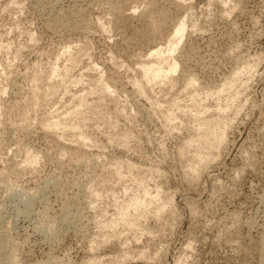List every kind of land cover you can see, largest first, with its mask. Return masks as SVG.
Segmentation results:
<instances>
[{
  "label": "rangeland",
  "instance_id": "rangeland-1",
  "mask_svg": "<svg viewBox=\"0 0 264 264\" xmlns=\"http://www.w3.org/2000/svg\"><path fill=\"white\" fill-rule=\"evenodd\" d=\"M183 19L174 83L150 88L140 63ZM0 42V264H264V0H0ZM63 46L76 65L48 83ZM88 86L82 132L47 130ZM211 125L224 140L195 173ZM143 184L156 200L124 225Z\"/></svg>",
  "mask_w": 264,
  "mask_h": 264
},
{
  "label": "bare ground",
  "instance_id": "bare-ground-1",
  "mask_svg": "<svg viewBox=\"0 0 264 264\" xmlns=\"http://www.w3.org/2000/svg\"><path fill=\"white\" fill-rule=\"evenodd\" d=\"M224 2V1H223ZM20 4V3H19ZM11 5V4H10ZM16 5V4H15ZM18 6V5H17ZM5 9V8H4ZM153 20V19H152ZM98 22V21H97ZM103 23V22H102ZM69 24V23H68ZM98 24H99V22H98ZM100 24H101V22H100ZM17 25V24H16ZM105 27V26H104ZM108 28V27H107ZM159 28V27H158ZM102 29H103V26H102ZM104 30V29H103ZM106 30V29H105ZM185 30H186V24H185V22H184V19L183 20H181V21H179L175 26H174V29H173V31H172V33H171V37H170V39L168 40V45L165 47V48H161V47H159V48H156V49H153L152 51H150V53H149V55H148V59H146V60H144L142 63H140L141 65L139 66V69H140V71H141V74H142V76H143V78H144V81L146 82V83H149L150 84V88H153V87H155L156 86V84L157 83H159V82H164V81H167V82H169L170 83V85H173V83H174V78L173 77H170V75L171 74H174L176 71H177V69H178V63L176 62V60H175V58L173 57V52L175 51V49H176V47H177V45L181 42V40H182V38L184 37V33H185ZM30 34V33H29ZM30 37H31V39H33V34L31 33L30 34ZM33 41V40H32ZM1 43H3V42H0V44ZM7 44V43H6ZM8 45V44H7ZM10 45V44H9ZM7 46V47H10V46ZM30 45V44H29ZM1 47H3L2 46V44L0 45ZM0 47V48H1ZM4 47H6V45H4ZM72 47H70V46H63V49L61 50L62 52H60V55H59V57H61L62 56V59L64 58V59H66L65 61H66V63H63L64 65H63V67H62V69H60L61 67L59 66V64L57 63L58 62V60H59V57L57 56V58L51 63V64H49L50 65V75H49V77H48V79H49V81H48V83L50 82V80L52 79L53 80V78L55 77V76H58V77H60V79L62 80V82H64V81H67L65 78L66 77H69V76H66L67 74V72L69 71V68L71 67V66H73V65H76L75 64V57H73L74 55H71V51H72V49H71ZM4 49H6V48H4ZM9 50H10V48H8ZM7 53V52H6ZM73 53V52H72ZM15 58V57H14ZM16 59V58H15ZM14 60V59H13ZM76 60H77V57H76ZM11 62V61H10ZM68 62V63H67ZM7 63V62H6ZM77 63V62H76ZM2 64V63H1ZM11 65V64H10ZM92 66H93V68H95L96 70L98 69L101 73H102V70L101 69H99L98 67H96L97 65L96 64H92ZM249 66V65H248ZM2 67V66H1ZM46 67V66H45ZM90 67V66H89ZM251 67V66H250ZM250 67H249V69H250ZM242 69V68H241ZM70 70H71V68H70ZM97 70V71H98ZM245 71V70H244ZM250 71V70H249ZM241 72H242V70H241ZM101 73H99L100 74V76H98V77H101L102 76V74ZM243 73V72H242ZM241 73V74H242ZM98 74V75H99ZM250 74V73H249ZM96 75V74H95ZM39 76V75H38ZM36 74H34L33 76H31V78H32V80H36L37 81V77H38ZM70 78V77H69ZM77 78L78 79H74V77H73V79H70V80H68L70 83L71 82H76L77 84L79 83V82H81V78L82 77H80L79 78V76H77ZM158 78H160V80H157ZM81 79V80H80ZM192 79V78H191ZM191 79H189L190 81H188V85H190L189 87H191V83H192V80ZM234 79V78H233ZM40 80V79H39ZM78 80H80L79 82H77ZM231 80V79H230ZM42 81V80H41ZM45 81V80H44ZM99 81V80H98ZM228 81V80H227ZM35 82V81H34ZM68 82V83H69ZM232 82V81H231ZM231 82H228V83H231ZM61 83V82H60ZM67 83V82H66ZM67 83V84H68ZM76 83H74V84H76ZM100 83V82H99ZM169 83H167V84H169ZM232 83H234V82H232ZM61 84H64V83H61ZM73 84V83H72ZM73 84V85H74ZM134 84H136L138 87H137V89H141V86L139 85V84H137V82L136 83H134ZM161 84V83H160ZM187 84V83H186ZM158 85V84H157ZM166 85V84H165ZM193 85V84H192ZM224 85H229V84H224ZM1 86V85H0ZM46 87H47V85H45ZM229 86H232V84L231 85H229ZM2 87V86H1ZM38 87V86H37ZM46 87H45V90H46V92H47V90L49 89H46ZM88 87H90V89H88V90H82L81 91V93L82 92H84V93H82L81 95H79L78 97L76 96V98L78 99V103L76 104V106H74V107H70V108H68L66 111H63V112H65V113H63L62 115H64V118H65V121L67 120L66 118H67V116L68 117H70L71 118V120H72V122H71V120H68L69 122H71V123H66L65 121H61V120H59V119H57L58 117H60L61 118V114L60 115H57V118L55 119L54 117H56L55 115H53L51 118H50V116H51V114L49 115V117H48V119H46V121L44 122V127L47 129V130H49V131H53V132H55L57 129H72L73 128V130L72 131H74L75 129H76V131H77V129H79V130H81L80 128H79V124H80V121L82 122V120H81V114L82 113H84V109H82L83 107H85L86 105H87V103L90 101H86V100H88V98L86 99L85 98V95L87 94V92L89 93L90 91H92L93 89H91V86H88ZM223 87V86H222ZM226 87V86H225ZM32 88V87H31ZM51 88V87H50ZM112 87H110L109 85H108V83H103L102 85H101V88L99 87V89L103 92V93H107V94H109V96H111L110 95V93H112V95H114L113 94V92H112V89H111ZM188 88V86L186 87V89ZM226 88H228V87H226ZM189 89V88H188ZM224 90H225V88H223ZM50 90V89H49ZM52 90V89H51ZM64 90V89H63ZM223 90V91H224ZM42 92V91H41ZM45 92V93H46ZM54 92V91H53ZM65 92V91H64ZM65 93H67V92H65ZM102 93V94H103ZM63 94V93H62ZM92 93L90 92V95H91ZM1 95V94H0ZM88 95V94H87ZM35 96H36V94H35ZM101 96H104V95H101ZM233 96V95H232ZM231 96V97H232ZM88 97V96H87ZM230 97V96H229ZM115 98V97H114ZM231 99V98H230ZM37 101V100H36ZM228 103L230 102V101H228V100H226ZM225 101V102H226ZM38 102V101H37ZM91 102V101H90ZM89 102V103H90ZM94 102V101H93ZM88 103V104H89ZM105 103V102H104ZM224 103V102H223ZM228 103H227V105L225 104V107L226 106H229L228 105ZM3 104V103H2ZM158 105H159V103H157ZM38 105H40V104H38ZM83 105H85V106H83ZM22 106V105H21ZM162 106V105H161ZM164 106V105H163ZM162 106V107H163ZM37 107V106H36ZM82 107V108H81ZM87 107H89V105L87 106ZM161 107V108H162ZM222 107H223V105L222 106H219L218 105V108L216 109L217 111H218V115H217V119H215L216 121H214V123L217 125V124H220V123H222V121L224 120L223 119V116L220 114V112L219 111H221V109H222ZM91 108V107H90ZM164 108V107H163ZM22 109V108H21ZM79 109H82L83 110V112L81 113V111L82 110H79ZM165 109V108H164ZM227 109V108H226ZM4 110V109H3ZM85 110H87L88 111V109H85ZM167 110H169V109H167ZM166 110V112H167V116H165V117H168L166 120H171L172 118L171 117H173L172 115L170 116L169 114H170V110L169 111H167ZM224 110H225V108H224ZM11 111V110H10ZM50 112V111H49ZM169 112V113H168ZM42 113V112H41ZM164 114V113H163ZM27 115V114H26ZM25 115V116H26ZM47 116V115H46ZM84 116V115H83ZM23 118V117H22ZM64 118H62V119H64ZM174 118V117H173ZM224 118H225V116H224ZM25 121V120H24ZM84 121H85V119H84ZM212 121V122H213ZM225 121V120H224ZM223 121V122H224ZM168 122V121H167ZM169 122H171V121H169ZM168 122V123H169ZM173 122V121H172ZM226 122V121H225ZM30 123V122H29ZM171 124V123H170ZM169 124V125H170ZM210 124V123H209ZM225 124V123H224ZM223 124V125H224ZM22 125V124H21ZM213 125V124H212ZM212 125H211V127L210 128H202L203 129V131L199 134V136H200V138L197 140V144H196V142H195V144H196V146L195 147H197V149H199V147L201 148V150L203 149V152L205 151V154H203V156H202V154L201 155H199L200 153H201V150L199 149V153L197 154V153H195V154H197V155H194L197 159H196V161H195V169L194 168H191V169H194V171L197 169L198 170V173L206 166V164L209 162V161H211V159L213 158V150L215 149L216 150V148L217 149H219V147H220V145L222 144V142H223V140H224V132L221 130H216L215 129V127L214 128H212ZM13 126H15V125H13ZM27 127V126H26ZM68 127H70V128H68ZM84 127V126H83ZM19 128V127H18ZM98 128V127H97ZM201 128H199L198 130H200ZM201 129V130H202ZM78 130V131H79ZM66 131V130H65ZM57 133H59V131L57 130L56 131ZM81 132H82V130H81ZM80 132V133H81ZM60 133H61V131H60ZM55 134V133H54ZM61 134H63V133H61ZM71 134V133H70ZM88 134V133H87ZM86 134V135H87ZM79 135L80 134H78V137H79ZM83 137L81 138V139H83L84 141H89V143H90V141L91 140H89L90 138H88V137H90V135L87 137V136H85V133H83V134H81ZM125 136V135H124ZM81 137V136H80ZM80 137H79V141L81 140L80 139ZM117 137V136H116ZM115 137V138H116ZM121 138H123V137H121ZM88 139V140H87ZM126 138H123V139H121V140H125ZM78 141V140H77ZM120 141V140H119ZM190 141V140H189ZM193 141H196V140H194L193 139ZM76 142V141H75ZM81 142H83V141H81ZM122 143H124V141H122ZM80 144H83V143H80ZM86 144V143H85ZM84 144V145H85ZM88 145V144H87ZM91 145V144H90ZM188 145H190L191 146V142H188ZM193 145V144H192ZM216 152V151H215ZM214 152V153H215ZM29 153V152H28ZM78 153V152H77ZM220 153V152H219ZM34 155V154H33ZM32 155V157H31V155L29 154V156L31 157L30 159H27V157H29L28 155H27V157H26V160L28 161V163L30 162V163H34L35 162V156H33ZM193 155V154H192ZM198 155H199V157H198ZM216 155V154H215ZM215 158V157H214ZM192 160H194V159H192ZM191 160V161H192ZM90 161V160H89ZM212 162V161H211ZM32 165V164H31ZM191 165V164H190ZM193 166V165H192ZM115 167H117V166H115ZM118 167H120L121 168V165L119 166L118 165ZM127 167V166H126ZM194 167V166H193ZM120 168H117V169H119L120 170ZM130 167H128V169H129ZM134 168V167H133ZM115 169V168H114ZM122 169V168H121ZM206 169V168H205ZM118 170V172H120ZM133 170V169H132ZM140 170V169H139ZM197 170L195 171V173L197 172ZM117 171V170H116ZM130 171V170H129ZM123 172V171H122ZM127 172H128V170H127ZM143 172V171H142ZM117 173V172H116ZM115 173V174H116ZM135 173V172H134ZM150 173H151V171H150ZM194 173V172H193ZM201 173V172H200ZM199 173V174H200ZM118 174H120V173H118ZM122 174V173H121ZM124 174V173H123ZM131 174V173H130ZM198 174V175H199ZM126 175V174H125ZM125 175H122V177H125ZM132 175V174H131ZM146 175V174H145ZM156 175V174H155ZM197 175V174H196ZM127 176H128V174H127ZM126 176V177H127ZM151 176H153L152 174H151ZM122 177H120V178H122ZM125 177V178H126ZM141 177H143V176H141ZM141 177H140V179H141ZM146 177H147V175H146ZM120 178H118V179H120ZM129 178V180H131L132 181V179H134L135 177L134 176H129L128 177ZM127 179V178H126ZM137 178H135V180H136ZM146 179H148V178H146ZM151 179V178H150ZM152 180V179H151ZM122 181V180H121ZM130 182V181H129ZM133 182V181H132ZM131 182V183H132ZM137 182V181H136ZM136 182H134V183H136ZM144 182V180L142 181V183ZM139 184H141L140 183V180H139V182H138ZM152 183V182H151ZM154 184V183H153ZM124 185H125V180H124ZM131 185H133V183L131 184ZM142 185V184H141ZM145 184H143V186H144ZM154 185H156V184H154ZM143 186H141V188H139V189H144L143 191H144V197H142V200L141 199H139V197L137 198V196H134L132 199H130L129 200V203L124 207L125 209H122L123 211H121V215H120V218H119V221L120 222H122V224H124V225H132L131 224V222L132 221H130L131 220V216H130V210L129 211H127V209H129V207H130V209L132 208L131 206H133V208H136V210H139L138 208H137V206H138V204L139 203H144L143 205H145V204H147V202H153V201H155L156 200V197L155 198H153V196L154 195H156V193L151 197V194L154 192L153 191V188L152 187H150L149 185H145V187H143ZM123 187V186H122ZM143 187V188H142ZM129 188H131V187H129ZM157 187H155V189H156ZM158 189V188H157ZM91 190V189H90ZM124 190V189H123ZM128 189H126V186H125V191H127ZM96 191V190H95ZM124 191V192H125ZM158 190H156V192H157ZM92 193V192H91ZM158 193V192H157ZM105 195V194H104ZM107 195V194H106ZM157 196V195H156ZM148 197H150V199H155V200H151L150 201V199L148 200V201H146V199H148ZM157 203L159 202L160 203V201H156ZM167 202V201H166ZM140 204V205H141ZM149 204V203H148ZM147 204V205H148ZM168 203H161V204H156V205H158V210H157V212H156V214L158 215L159 213H161L162 211H164L163 209L166 207L167 208V205ZM150 205V204H149ZM142 207V206H141ZM143 207H145V206H143ZM122 208V207H121ZM146 208V207H145ZM165 208V209H166ZM143 209V208H142ZM147 209V208H146ZM157 209V208H156ZM141 210V209H140ZM162 210V211H161ZM134 211H135V209H134ZM148 211V210H147ZM136 212H138V211H136ZM144 212V211H143ZM150 212V211H149ZM131 214H132V212H131ZM135 214V213H134ZM133 214V215H134ZM137 216V215H136ZM154 216V215H153ZM133 217V216H132ZM116 223V222H115ZM103 226V225H102ZM120 226V225H119ZM123 226V225H122ZM109 237V236H108ZM264 242V241H263ZM264 244V243H263ZM262 244V245H263ZM7 247V246H6ZM263 247V248H262ZM261 247V251H260V253L262 252H264V245ZM3 248V247H2ZM262 256H263V254H262ZM263 258H264V256H263ZM263 260V259H262Z\"/></svg>",
  "mask_w": 264,
  "mask_h": 264
}]
</instances>
